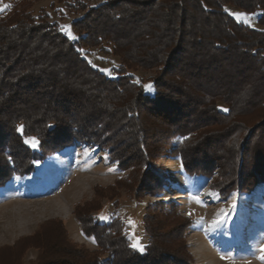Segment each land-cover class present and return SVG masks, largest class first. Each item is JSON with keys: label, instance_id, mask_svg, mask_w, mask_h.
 <instances>
[{"label": "trees", "instance_id": "obj_1", "mask_svg": "<svg viewBox=\"0 0 264 264\" xmlns=\"http://www.w3.org/2000/svg\"><path fill=\"white\" fill-rule=\"evenodd\" d=\"M80 6L84 14L71 23L74 42L23 5L0 18V188L77 144L106 149L118 169H131L128 185L137 198L161 192L164 174L153 163L169 154L188 176L210 180L222 198L264 184V0ZM227 6L257 12L262 29L237 22ZM103 43L118 59L116 79L80 53ZM131 69L156 70L152 96L132 81ZM219 103L228 111H219ZM29 137L39 141L35 150L24 142ZM157 206L149 205L143 218L149 240L142 253L130 247L117 218L99 224L82 213L84 235L105 258L66 244L51 247L59 256L52 263L193 264L181 244L189 219Z\"/></svg>", "mask_w": 264, "mask_h": 264}, {"label": "rangeland", "instance_id": "obj_2", "mask_svg": "<svg viewBox=\"0 0 264 264\" xmlns=\"http://www.w3.org/2000/svg\"><path fill=\"white\" fill-rule=\"evenodd\" d=\"M103 1L0 0V18L13 7L23 5L35 20L46 18L68 38L67 31L75 36L71 23L84 14L80 5L92 7ZM225 10L237 22L262 29L257 23V12L245 13L230 6ZM110 49L103 43L83 48L80 53L93 69L106 78L116 79L119 63ZM127 74L146 94L153 95L151 79L157 76L156 70L131 69ZM218 108L226 112L222 110L226 109L223 104L219 103ZM181 140L175 137L172 145ZM153 165L164 174V186L155 196L143 194L137 198L134 184L128 185L131 169H118L106 149L77 144L36 161L32 173L13 176L0 188V264H55L52 262L59 260V256L52 248L59 250L66 244L76 251L96 252L103 260L106 254L82 231L78 219L82 213L99 224L117 218L130 247L138 239L144 249L149 237L143 218L147 207L153 204L174 212V216L189 219L181 244L193 264H264L260 258V249L264 248V184L248 194L235 191L222 198L210 187V180L185 174L178 156H160ZM118 180L127 183L117 184ZM197 196L199 204L193 199ZM221 210L224 211L221 223L210 227ZM61 232L65 244L59 239Z\"/></svg>", "mask_w": 264, "mask_h": 264}, {"label": "snow or ice", "instance_id": "obj_3", "mask_svg": "<svg viewBox=\"0 0 264 264\" xmlns=\"http://www.w3.org/2000/svg\"><path fill=\"white\" fill-rule=\"evenodd\" d=\"M232 15L233 16H237L239 14L233 13ZM244 15L246 16L247 14H244ZM66 34H67L68 38L71 39V40L77 39L70 31H67ZM145 87L150 89L151 85H146ZM222 110L223 111H228L227 109H222ZM49 127H52V126L50 125ZM17 131L20 132V133H23V125H18L17 126ZM24 142H25V144L29 145L32 149H36L38 147V145H39V141L36 138H34V137L26 139ZM193 199L195 200L196 203H198V204L201 203L200 198L198 196L197 197H193ZM190 215H191V213H189V216ZM223 215H224V211L221 210V213L217 216V218L215 220L212 221V225H210V227H214V226L218 225L219 223H221ZM101 219L103 220L105 218L101 217ZM129 223H132V222L129 221ZM131 247L133 249H136V250L141 251V252L144 251V249L141 247V242L138 239L135 240V242L131 245ZM260 251H261V257L260 258L262 260H264V248H261ZM223 258H225V257H222V259Z\"/></svg>", "mask_w": 264, "mask_h": 264}]
</instances>
